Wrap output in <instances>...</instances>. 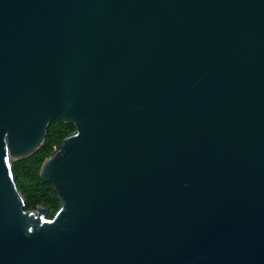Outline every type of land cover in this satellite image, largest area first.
<instances>
[{"label":"water","instance_id":"1","mask_svg":"<svg viewBox=\"0 0 264 264\" xmlns=\"http://www.w3.org/2000/svg\"><path fill=\"white\" fill-rule=\"evenodd\" d=\"M0 264H264V0H0Z\"/></svg>","mask_w":264,"mask_h":264},{"label":"trees","instance_id":"2","mask_svg":"<svg viewBox=\"0 0 264 264\" xmlns=\"http://www.w3.org/2000/svg\"><path fill=\"white\" fill-rule=\"evenodd\" d=\"M74 130L72 123H65L53 119L47 126L43 143L27 157L12 160V171L24 199L26 209L43 205L52 213L59 206V198L51 182L45 181L40 176V167L48 157L54 146Z\"/></svg>","mask_w":264,"mask_h":264},{"label":"rangeland","instance_id":"3","mask_svg":"<svg viewBox=\"0 0 264 264\" xmlns=\"http://www.w3.org/2000/svg\"><path fill=\"white\" fill-rule=\"evenodd\" d=\"M54 212H55V210H54L52 213H50V212L48 211V213H49L50 215H52Z\"/></svg>","mask_w":264,"mask_h":264}]
</instances>
